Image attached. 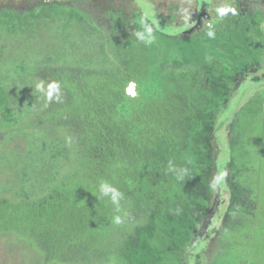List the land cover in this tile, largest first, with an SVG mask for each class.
<instances>
[{"label":"trees","instance_id":"trees-1","mask_svg":"<svg viewBox=\"0 0 264 264\" xmlns=\"http://www.w3.org/2000/svg\"><path fill=\"white\" fill-rule=\"evenodd\" d=\"M25 1L0 0L16 264H264V86L239 93L264 64V0Z\"/></svg>","mask_w":264,"mask_h":264},{"label":"rangeland","instance_id":"rangeland-1","mask_svg":"<svg viewBox=\"0 0 264 264\" xmlns=\"http://www.w3.org/2000/svg\"><path fill=\"white\" fill-rule=\"evenodd\" d=\"M10 1H14L13 3L19 4V6H23V7L28 5V3H26L25 0H10ZM133 2H134V6H137L139 9L145 10L146 13L152 16L157 13L160 14L167 13L166 3L162 2V0H133ZM189 13L190 10L187 9L186 14L189 15ZM262 86H264V64H262L257 71L251 72L249 74L246 81L241 86L239 93L242 94V92L245 90V94H248L254 92L257 88H261ZM240 96L241 95L238 94L230 101L231 106L227 113H229L230 111H232L233 108H235L237 101L240 100ZM225 128H227V123L226 126L224 125L223 129ZM217 136L220 137L219 144L221 146V150L222 152H225L227 149V140L225 141L223 139L225 133L223 132V130H221V128L217 131ZM223 157L224 156L222 153L219 160L220 162L218 164L219 172L222 175L225 167L224 164L222 163L224 161L222 160ZM227 200H228V195L226 192V188H224L223 186L220 189V199L217 203V205L220 207V210L227 204ZM3 248H4L3 246H0V264H16V258L10 254V251H5V249Z\"/></svg>","mask_w":264,"mask_h":264},{"label":"clouds","instance_id":"clouds-1","mask_svg":"<svg viewBox=\"0 0 264 264\" xmlns=\"http://www.w3.org/2000/svg\"><path fill=\"white\" fill-rule=\"evenodd\" d=\"M223 10H221V15H223ZM209 36H212L213 34L211 32L208 33ZM126 92L128 94H135V89H132V88H127L126 89ZM49 95H51V93H49ZM101 191L103 192V194L107 195L108 193H112V200L113 202H116L117 200V196H118V193H116L115 189L111 188L110 186H108L107 184H102L101 185ZM115 222L118 224L120 223V218L119 217H116V220Z\"/></svg>","mask_w":264,"mask_h":264}]
</instances>
